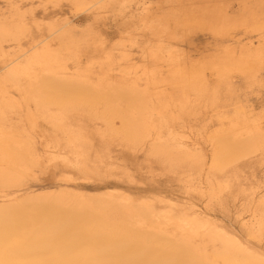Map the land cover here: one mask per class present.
Masks as SVG:
<instances>
[{"label": "rangeland", "instance_id": "1", "mask_svg": "<svg viewBox=\"0 0 264 264\" xmlns=\"http://www.w3.org/2000/svg\"><path fill=\"white\" fill-rule=\"evenodd\" d=\"M238 9H241L242 11ZM193 10L194 12L196 11V14L193 12ZM198 11L201 14L197 13ZM212 11H215V13L217 12L218 14H223L224 20H217V22L219 21L220 23H222V26L224 27L223 29H225V34L222 31L223 29L220 30V32L222 31L221 33H216L215 31H211V33L210 30H207L206 25L212 23L210 19H212L213 21V15L215 16V13H213ZM206 13L207 16H210L209 19L208 17H204L206 16ZM253 13L256 16H254ZM198 14H200L201 16H197ZM228 15L233 17L232 20L235 19L234 21L237 22L236 27H233L232 24L230 27L228 21L231 19V17L228 18ZM146 17L151 21L149 19L147 20ZM153 17L154 19H152ZM225 18H228V21L225 20ZM242 18L244 20H242ZM208 20L210 22H208L207 24ZM226 21L227 23L223 24ZM219 22L216 23L214 20V23L216 24H219ZM243 23L246 25H244ZM3 24H19L24 26L25 30L27 29V31L23 34L18 35L17 38L20 39L18 42L16 40V36L14 35L8 36L3 40V42L0 41V146L3 145L4 141L8 142L10 138V143H5L3 147L1 146L2 151L0 152L2 153H0V155H4L0 157H4L6 155V157H8V153L11 152L9 150H12V153H10L9 155V157L11 158H6L5 161V158L0 159V169L17 172L19 174H23L24 176L23 179L16 185L10 187L0 186V196L5 194L21 195L25 192H38L42 189H51L61 192L72 191L83 195L103 194V196L101 195V197H105L112 193L117 196H123L125 198H129L138 202L144 201L148 202L149 204L159 203L161 204L160 207H164L162 209L158 207L160 210H162H159L161 214L162 212L164 213L168 210V212H171L170 210H172L174 214H177L175 213L176 210L177 212H179L181 211L180 209L185 210V208H189L192 210V212L197 211L196 213L200 212L201 215H205L204 217L206 218L202 216L205 220L210 217L209 220L215 219L214 221L220 222H218V224L224 223V225H227L230 228L235 227L233 228V230L238 231V233H240L239 235L242 234L243 236L241 235V237L243 238V240L249 241L250 243L252 241L251 244H253L257 248L263 246L261 249L264 250V0H0V25ZM227 24H229V26ZM218 26H220V29L221 25H217V27ZM145 27L148 28L146 29ZM217 27L215 26V29ZM163 30H165V34H163ZM166 30H168L169 32L171 30L170 34L172 35L175 33L177 35L175 34L173 35V37H170V35H168L169 32ZM157 33L160 35H158ZM227 33L229 34L227 35ZM216 35L218 40L216 39ZM168 38H170L172 41ZM60 39L63 40L61 41ZM70 39L72 44L70 43ZM59 41H65L63 42L64 45H62L63 43H59ZM66 41H69V43L72 45V49L69 47L71 51L66 50V47H68L67 44L69 45V43H67ZM233 41L235 42L232 44ZM99 42L100 44H98ZM103 42H105L106 44L104 45ZM157 42H159V45L162 48H160L158 44V46H156ZM161 43L163 44V46H161ZM236 43L240 45H234ZM45 44H48V46H46L51 50H55L62 55V57L67 61L66 64H68L66 66L70 69L71 72H75L76 69L79 68L80 69L77 71H80L84 67L87 68V65L88 67L90 66L93 70L92 71L91 68H89V71H92V73L89 72L92 79H97L100 74L101 69H99V66L97 64H100V60L102 58H107L102 54H104L105 52L109 55L111 54L110 58L111 60L113 59L112 62H114L115 65H118L117 67H115V74H117L124 80H134L132 78H137V75H139V78H137L139 79L137 83L141 90L143 87L144 89L146 88V83L144 82L143 75L144 72H146L145 70L147 69V71H154L155 69V76L157 77L161 75L157 78L164 79L165 81L162 80L163 82H167L169 76L168 78L163 77H167V74L170 75V71L174 72L176 68H178V71L176 70V74H181V76L183 75L182 78H185V76L189 77L193 73L191 77H186V79L183 78L184 81L181 79V76L179 80L177 79V77H174L175 73H171V80L169 79L168 84L165 83V85L160 84L161 81L157 79L160 85L156 84V87L150 86L152 92H150V95L147 96L149 99H146H148L147 101L149 104L153 102L151 103V106L155 104V106H159V104L161 105L160 102L164 101V98L168 99V101H166L165 99L167 103L165 101L164 103L167 107L170 104L169 108H166V115L169 120L167 125L170 123V127L168 126L167 128L165 127L164 130L162 129L163 136H161L163 140L166 138L167 140L170 139V141L174 140L176 141L175 143L178 144L185 143L186 146H192L191 148H189L191 151L194 150L196 146L197 150L199 149V147L202 151L204 149V153H202V151L192 152L202 155L204 157V161H207V167L206 165H204V167L206 168L203 169V172L201 174H198L197 172H201L202 170H200L198 167L193 168V166L184 168L186 171H183L184 169L182 168H179L178 170L175 167L173 170V167H169V170L166 165L165 167H163L162 163H160V161H157V158L154 157V160L153 156L151 158V155H149L148 153V145L150 144L152 138L156 136L154 135V132L150 140L146 141L145 143L143 141V144H139L138 147L129 144L127 145L126 141L123 142L122 139L120 140V136H113V134L116 132L115 129L121 127L120 120L116 119L117 121L114 123L116 124L115 126L120 127L117 128L114 125L113 127L111 126L114 130V132L112 133L111 130L109 131L110 128H107V124L100 118L98 119L91 116L90 119V117L86 116L85 114H80L82 112H78V114L76 113L75 115H73L74 120H72L73 118L71 117H68L71 119H68L66 117L68 119H66V122H74L71 124H77V122L79 124L81 122V129L86 133L84 134L86 139L88 136V139L86 141L90 144V146L92 148L95 147L94 149H98V151L101 149V155L102 153L104 156L108 155L106 156L107 158H100L103 160V162L105 161L103 164H105L107 161L109 163L112 162L111 164L114 165L110 167H115V165H118L119 167L116 168L117 170H119L122 169V164L119 163L121 162L124 164V162H126L123 167H125L127 171L124 172L125 169L123 168V171L120 170L118 172H114L113 169L109 170V168H105L107 164H105V167L101 166L103 164H96V161L101 162L102 160L99 161L96 159L93 153L95 152V150L91 151V154L88 153L90 154V156H86L87 159L85 160L84 158L80 159L81 157H78L80 161H84L83 163H85L84 167H81L83 166L81 165L82 162H80L76 158V156L72 155L70 153V150L66 149L65 145L68 141L66 140L65 136H63V132L58 129L59 127L55 126L57 117L56 113L59 110V107L53 105V103L59 99L57 98L58 96L51 92L46 93L45 91H42L44 92V94H46V96L44 97L43 93H40L42 96L38 97L39 92L36 93L38 87L34 88V85L38 86L39 84L40 87H42L43 85L40 84L41 82L37 83L34 80L31 81L34 83V85H32V83H30L27 79H23V82L21 84V79L19 81V78L7 75L6 71H3L6 66L5 63L12 59H15L16 57H20L24 53L23 51H27L32 47H36L37 45L38 49L41 50L44 48L43 45ZM60 45H62V47ZM99 45L102 46V48H100ZM151 45H153L154 47ZM219 45L221 47H217ZM226 45H229L227 46L228 49L231 48L232 50L233 48V50L227 51L225 49ZM249 46L251 48H249ZM234 47L237 48L234 50ZM244 47H246V49ZM257 47H259V49H257ZM223 48L225 50H222ZM166 50L169 52H167ZM184 50L187 53H185ZM222 51L224 52V54ZM100 52L101 54L99 55ZM156 52L159 59H157V61L153 59L154 57L151 56ZM182 52H184L186 56L182 54ZM216 52L218 55V57L216 56L217 59L220 56L224 58L227 52L230 54L233 52V55H231L233 58H236V60L242 58V55L244 56L249 54V56L251 57L248 58L249 60H246L248 64L246 65V70L244 72L242 70H240L242 72H239V70L237 69L233 70L234 72L231 70L233 74L231 72H228L229 75H227L226 73L225 75L228 76L227 78L229 81L227 80V82H225L226 76H224L225 81L223 84L221 83L223 80H220L221 82L218 81V78L221 77L223 79V76L219 77L217 75L218 72H215L216 70L213 69L214 67L210 68L212 67V63L215 64V62H213L215 61V58L213 57L216 55ZM218 52L222 55L220 54L219 56ZM255 52H257V58L252 56L255 55ZM106 53L105 56H108L106 55ZM180 53L182 54V56L184 55V58L186 57V60L182 61L184 58L180 55ZM130 54H132V56L134 55V58L132 56V58L130 56L128 57V55ZM159 54H162L164 57H160ZM205 54L208 55L205 56ZM149 55L151 57H149ZM97 57H99V63L93 65V62H97ZM188 57L192 58L191 60L193 64H195V66L191 64L192 62ZM198 57L199 59H197ZM163 58L165 59V61H163ZM200 58H202L201 61ZM222 58L220 57L219 59L222 60ZM203 59L205 61L207 60L206 62H208V64L204 63L205 61ZM119 60H121L120 63L118 62ZM90 61H93L91 63L93 66H95V68L92 67ZM128 61L130 64L129 66L131 67L132 65L134 69L138 68L140 65L141 66L138 68V70L136 69L137 71L132 67V69H129L130 67L127 66ZM132 61H135L134 64L131 63ZM218 61L216 62V64L220 63ZM210 62L211 64H209ZM175 63L180 67H172ZM199 63L204 68H202ZM207 66L209 70L208 68L206 69ZM192 67H195L196 71L195 68L193 69ZM85 68L82 71H84ZM169 68L172 69L170 70ZM204 69L206 75L201 72L202 74H204L202 79L207 82V84L209 83L211 87H213L210 88V94L212 93V91L214 92V88H217V90L218 88H220L217 87L219 86V84L222 87L223 85L226 86V84L230 82V85L229 83L227 84V86L229 85L230 87L228 86V88L219 89L220 96L216 93L217 91L214 92L215 94H217V97H215V99L219 97L215 100V102L217 100L219 101H217L216 105L214 104L215 102L212 101L213 97L215 96L214 93V96L212 95L213 97H211V101L213 102L212 104L211 101H207V98L203 101L197 100V96H193L195 92L191 91V89L188 88L194 84L193 81L197 80V76L194 77L195 72L197 75V70L198 72H200L204 71ZM191 70L193 72H191ZM185 71L187 74L184 73ZM37 73H41V71H37ZM229 77H231V79H229ZM172 79H177L182 83L181 84L178 81V85H186L182 87V89L185 87L187 88V90L183 89L186 90V92L183 93L181 92L182 90L178 91L181 87H179V89L175 87L177 86V84L172 83ZM192 79L193 81H191ZM170 81L172 84L169 83ZM186 81L188 83L191 81L192 84L190 85L189 83V85H187ZM184 82H186V84H184ZM215 82H217V86L214 85ZM19 88H21V90ZM229 88L230 90L228 91ZM17 89H19L20 91ZM161 90H163L164 92ZM166 90L169 92H167ZM175 90L177 91L176 94L174 92ZM25 91H28L27 93H29V91H32V94L30 93L28 95ZM189 91L194 94L191 93L192 95H190ZM159 92L162 93L161 95H164L165 93H167L168 95L166 96L165 94V97L162 98ZM173 93L177 95V97L181 96V94H183L184 96L182 95L179 99L174 96V98L170 99V97H173ZM33 94L35 96L37 95V97H35ZM178 94L180 95L178 96ZM157 96L158 98H156ZM9 97H11L12 99ZM182 97H184L185 99H182ZM66 98L67 97L63 99ZM189 98L191 101L189 100ZM150 99L151 102H149ZM180 99H182L184 102L186 100H189L185 103L187 105L188 103H190L189 106L191 109H185L186 112H184V110H182L183 112L180 111L177 106L181 107L184 104ZM178 100H180V104ZM43 101L46 102L45 105H43L45 103ZM193 102L195 104L192 105ZM196 104L198 105L196 106ZM189 110H191L190 114ZM169 114H171L172 116H170ZM69 116L72 115L69 114ZM153 118H155L154 120H156V124H158V116H156L155 114ZM114 120L112 119L113 122ZM260 120L261 122H257ZM253 122L260 124V126H262L263 128V136L261 138L262 140L260 139L261 143L256 146H250L248 147V149H242L236 154V156H234L233 161H226L225 163L223 161H219V156L221 157L220 145L222 141V135L226 134L227 131L229 132V130L237 129L238 125H240L242 128L245 126L246 129H249V126H251ZM83 125H87V128ZM71 126H73L71 128H74V125ZM84 128H86V131H88V135ZM111 134L113 137H110ZM116 134L117 133H115V135ZM3 136H5V138ZM9 136H11L12 138ZM11 139L17 144V146H19V148L15 146L16 149L20 150L22 148L24 151L21 150L19 152L17 150V152H19L17 155V152H14L16 151L15 147L13 146V144L15 145V143L11 142ZM238 140L246 141V136H240ZM21 143L23 144L21 145ZM193 143L197 144L194 146V149ZM4 146H6L7 148H4ZM98 146L99 148H96ZM66 150H68L69 152ZM4 151L5 153H7H3ZM65 153L66 155H64ZM21 154L23 155L21 156ZM62 155H64V157L66 158L62 157ZM34 156L36 159H32V157ZM88 157L90 158V161L88 160ZM92 157H94L95 159ZM217 157L218 161L216 162ZM16 158L18 159L16 160ZM68 159H70V161H68ZM7 160H9L10 162ZM71 160H75L73 161L74 163L71 162ZM21 161L23 166L20 163ZM77 161H79V163H77ZM6 162H8L10 165L12 164V167H10L8 163L6 165ZM87 162H94L93 165H96L93 166L91 165V163L89 164L92 167V173H89V165L88 167H86ZM115 162L118 163L116 164ZM19 165L24 167L25 170ZM241 165L244 166L242 167ZM99 166L104 170H100ZM79 167L81 168L79 169ZM87 168L89 169L88 172L86 170ZM192 168L193 171L191 172ZM238 168L239 170L243 171H238ZM95 169L98 173L94 172ZM81 170H85L88 174L83 171L85 173L84 174ZM187 170H189L190 172ZM121 171L122 175L123 173L127 175L124 174V177H122V175L120 176ZM99 172L101 173V175ZM111 189H113V191ZM104 194L107 195L104 196ZM123 202L124 204H126V201ZM171 203L172 205L170 209L168 207H170L169 204ZM157 204L156 206H159ZM174 205H176L178 209L175 210L176 207ZM172 207L174 208V211ZM104 211L105 210H103L102 212L104 213ZM106 211L108 212V214L106 215H100L95 218H84L83 220L71 222V228L73 227V229L69 231L68 228L70 229V224L69 226H66V224H62L63 226H60L64 229L65 226L68 227V232H75L77 231L75 229L79 228V230L82 229V231H84L86 234L90 233L91 235L97 237H99L97 234L101 233L103 234L102 238L106 239L107 243H110V245L118 244L115 243L118 242L116 240V237H118V234L121 232H124L128 235H133L134 233L138 232H157L160 228H164V231L166 229V233L168 231L167 234H169L170 236L172 235V232H175L173 226H169V221L166 222V225L165 221L168 219H164V221L162 219L163 215L161 217L159 216L160 218L158 217L160 221H156L161 222L160 226H162V219L165 225H163V228H159V226L158 228H156V221V224L154 223L155 226L152 224L154 226L153 227L149 223H140V219L138 220L134 218L135 221L133 219H130V222L128 221L131 225L130 226L128 222H119L117 219H115L113 210ZM52 224L55 225L53 221H38V223L36 224H26L22 227L26 231L28 230V232L29 230H31V227H35L34 229L37 228L38 230H54L56 229V227L57 229H63L57 226L58 222L55 226H53ZM244 225H246V227ZM22 227L21 229H23ZM243 227H245L246 229L247 227H250L254 232L253 234L255 235H250ZM25 230H23V232L26 235L28 232L26 233ZM164 231L163 233H165ZM78 233L82 234L81 231ZM59 234L63 235V233L61 232ZM59 234L57 235V237L59 236ZM90 234H83L84 237L82 239H79L80 235L74 238L75 236L73 234H67L68 236L64 237L63 239L59 237V239L62 241H60L58 238H55L57 241H54L53 245L51 244L52 247H49L50 249L47 250L48 252L46 251L49 254L46 257L47 260L50 257L51 260H48V262L46 260L43 264H51V261L52 263L54 262L53 264H68V262L70 264H107V261L111 262V260L114 262L116 260H113L114 258L106 260L107 258L103 259V257L99 256L98 248L105 246L106 243L103 244L105 240L103 241L101 237H99V240L97 239V237L96 239L85 238L86 236H91ZM175 236L174 238H171L173 237L172 235L170 237L171 239L168 237L169 240H166L163 237H156V239L150 240V242L147 243L151 244L154 248H158L160 253L167 252L169 249H171L170 247H172L173 244H177L180 242V236L178 234H176ZM113 239H115L116 241L111 244L113 242ZM66 241L67 243H70L69 246L66 245ZM61 242L63 243L61 244ZM197 243H200L204 245V247H207L210 259H216L215 255H213L212 257V251L214 247L220 248L219 244L214 245L208 240H205L203 243H201V238L195 239L193 241L194 245H196ZM257 244H260V246ZM140 246L145 247L142 244H139V247ZM64 249L67 251L71 249V251L69 250V255L72 253L76 257H73V255L69 256L65 252L64 254L62 252ZM95 253H97V255ZM93 254H95L96 256H94ZM53 255L55 258H57L58 255L61 256L59 257L60 261H58V258L56 260L54 257H52ZM63 255H65V257L67 256L68 258L66 257V259H64L65 257ZM194 256L196 255L194 254ZM69 258L72 261H70ZM177 258L176 260L179 259ZM52 259L58 262L53 261ZM173 259L174 258H172L171 260Z\"/></svg>", "mask_w": 264, "mask_h": 264}, {"label": "bare ground", "instance_id": "2", "mask_svg": "<svg viewBox=\"0 0 264 264\" xmlns=\"http://www.w3.org/2000/svg\"><path fill=\"white\" fill-rule=\"evenodd\" d=\"M78 3H79V1H78ZM223 3H224V1H223ZM228 7H229V5H228ZM238 10H241V9H238ZM215 11H212V12L215 13ZM193 12H194V10H193ZM212 12H210V13H212ZM197 13H200V12L198 11ZM216 13H215V16L213 15V21H212V19H210L212 23L208 24V22H210V21L209 20L207 21L208 25H206L207 26L206 28H207V30H210V32L211 31H215L216 33H218V32H220L221 29L224 28L222 26V23L219 22V21H221V19L224 20V17H223V14H218V13L216 14ZM200 14H198L197 16H201ZM202 15H203V13H202ZM246 15H248V14H246ZM253 15H254V13H253ZM235 16H236V14H235ZM240 16H241V14H240ZM254 16H256V15H254ZM204 17H206V18L208 17V19H209L210 16H207V13H206V16H204ZM230 17L231 16H229L228 18H230ZM228 18H225V20H227ZM148 19L149 18H147V20ZM152 19H154V17ZM232 19H233V17H231V19L229 21L228 20L227 21L229 22L230 27H231V24L233 25V27H236L237 22L234 21L235 19L234 20H232ZM214 20H215L216 23L219 22V24L214 23ZM217 20H219V21L217 22ZM242 20H244V19L242 18ZM227 21L224 22L223 24L227 23ZM153 24H155V23H153ZM214 24H215L216 27H217V25H221V28L219 29L220 26H218L215 29ZM229 24H227V25L229 26ZM246 24H247V22H246ZM246 24H244V25H246ZM156 25H157V23H156ZM159 25H160V23H159ZM241 28H243V27H241ZM224 30L225 29L222 30L223 33L225 32ZM26 31H27V29L25 30V27L22 26V25H19V24H13V25L3 24V25H0V41L3 42V40L6 39L8 36L14 35V36H16V40L18 42L20 40L19 38H17L18 35L23 34ZM166 31H168V30H166ZM164 32H165V30H163V34H165ZM170 32H171V30H170ZM170 32L168 34V35H170V37L171 36L173 37V35L176 34L175 33V34L172 35V34H170ZM151 34H153V33H151ZM228 34L229 33H227V35ZM158 35H160V34H158ZM168 39L171 40L170 38H168ZM216 39L218 40L217 35H216ZM232 40H234V39H232ZM99 41H101V40H99ZM235 41H233L232 44ZM4 42H6V41H4ZM63 42H65V41H63ZM63 42L59 41V43H61V44ZM66 42L69 43V41H66ZM70 43L72 44L71 39H70ZM70 43H69V45L67 44L68 47L65 46L66 50L71 51L72 45ZM103 43H104V45L106 44L105 42H103ZM228 43H229V41H228ZM98 44H100V42ZM157 44L159 45V42L156 43V46H158ZM237 44L238 43H236L234 45H237ZM46 45L48 46V44L43 45L44 48L42 46L43 49H41V50L38 49V47H37L38 45H37L36 47H32L31 49H29L27 51L26 50L23 51L24 53L20 57H16L15 59H12V60L6 62L5 63L6 66H5L3 71H6L7 75H10V76L15 77V78H19V81L21 79V84L23 82V79H27L30 83H32V85H34V83L31 82V81L35 80V82H37V83L41 82L40 84L43 85L42 87H40L39 84H38V86L34 85V88L38 87V89L36 91V93L39 92L38 97L42 96L41 95L42 93H43L44 97L46 96V94H44V92H42V91H45L46 93L47 92H51V93L55 94L56 96H58L57 98H59V99L56 100L53 103V105H56L57 107H59V110L56 113L57 117H56L55 126L59 127L58 129L63 132V136H65L66 140L68 141L67 142L65 140L67 142V144L65 145L66 149L70 150V153L72 155L76 156L77 159H78V157L79 158L81 157L80 159L84 158V160L87 159L86 156H90L91 151H93V150H95V152H93L94 156L99 161L102 160L100 158L104 159V157L108 156V155L104 156L103 153L101 155V153H100L101 149L98 151V149L97 150L94 149L95 147L92 148L90 146V144L86 141L88 139V136H87V139H86V137L84 135L86 133L83 132L82 129H81V125H80L81 122L79 124H78V122H77V124H71V123H74V122L69 123L70 121L66 122V119L68 117H71V118H73L72 120H74V116L73 115H75L76 113L78 114V112H82L80 114H85L86 116L90 117V119H91V116H93L94 118H98V119L100 118L101 120H103L107 124V128L108 129L110 128L109 131L111 130L112 133L114 132L112 127H113V125L114 126L116 125V124H114L117 121L116 119L120 120L121 121V124H120L121 127L118 126V127H120V128H118L117 126H115L118 129H120V130L115 129V131H116L115 133H117V134L115 135V133H114L113 136L114 137H116L117 135L120 136L121 137L120 140L122 139L123 142L126 141L127 145L129 144V145L138 147L139 144H143V141L145 143L146 141L150 140L152 138L153 132H154L155 133L154 135H156V136L152 138V140L150 141L149 145L147 144L149 146L148 147V153H149V155H151V158L153 156L154 160H155V158H157L158 159L157 161L158 162L160 161V163H162L163 167H165V165H166L167 168H169V167L172 168L173 167L172 170L174 169V167L179 170V168L184 169V168H188V167H192L193 166V168L194 167H196V168L198 167L200 170H202L201 172H197L198 174H201L203 172V169H205L207 167V165H206L207 161L206 162L204 161V157L202 155H200V154H195V153L192 152V151H194V152L195 151H202L200 147H199L200 150L199 149L197 150L196 149L197 146L195 147L196 150L194 149V146L197 145V144L193 143V149L194 150L191 151L189 148H191L192 146L191 147H189L188 145L186 146L185 143L184 144H181V143L178 144V143H175L176 141H174V140L170 141V139L167 140L166 138L163 140V138H162V136H163L162 135L163 134L162 133V129L164 130L165 127L167 128L169 126V124H170L169 123L167 125L169 120H168V117L166 115L167 114V109L166 108H169L170 104L169 105L167 104L168 107L166 106V104L164 103L166 98H164L163 102H160L161 105L158 103L159 106H155L156 104L151 106L152 105L151 103H153V102H151V99L149 100V102H151L150 104L147 101L149 99L147 96L150 95L149 94L150 92H152L150 86L156 87V84H158V85H160V84H164L165 85V83L168 84L169 79L171 80V77H172L171 75L174 74V73H175L174 77H177V79L180 80L181 74L180 75L176 74L177 73L176 70L178 71V68H176V69L174 68L175 69L174 72L170 71L172 73V74L170 73V75H168L166 73L167 77H163L162 76L163 78H168V76H169L167 82H163L162 80H164V79H162V78L161 79L157 78V77H159L161 75H159L157 77L155 76V73H156V72H154V71H156L155 69H154V71L153 70L147 71L148 69L145 70L146 72L143 71L144 72V75H143L144 77L143 76L142 77L144 79V82L146 83V88L144 89V87H143L142 90H141L139 88L138 83H137L138 80H139V79H137V78H139V75H137L138 76L137 78L135 77L136 79L132 78L134 80H124V79L120 78L117 74H115V71H116L115 67H117L118 65H115V63L112 62L113 59L111 60V58H110L111 54L109 55L106 52L105 53L108 56H105V53L102 54V55H104V57H107V58H105L106 60L104 58H102L100 60V64H97V63H99V57H97V62L96 63H94L93 61H90V63L93 62V65L97 64L99 66V69H101L99 76L98 77L96 76L97 79H92V77H90V73H92L93 70H92V68L90 66L88 67V65L87 66L85 65L87 68L84 67L85 68L84 71H82L84 68L81 69L80 71H77L80 68L79 69L75 68L77 72L76 71L75 72L74 71L71 72L70 69L66 66L68 63L66 64L67 61L62 57V55L59 54L58 52H56L55 50H51ZM62 45H64V43ZM62 45H60V46L62 47ZM101 45H102V42H101ZM238 45H240V44H238ZM151 46H153V45H151ZM161 46H163L162 43H161ZM227 46H229V45H226L225 49L227 51L228 50L230 51L231 48L228 49ZM159 47H160V45H159ZM217 47H221V46L219 45ZM246 47H247V44H246ZM246 47H244V48L246 49ZM259 47H257V49H259ZM100 48H102V46H100ZM160 48H162V47H160ZM236 48L234 47V50ZM249 48H251V47L249 46ZM19 49H21V48H19ZM225 49L223 48L222 50H225ZM108 50H110V49H108ZM232 50H233V48H232ZM158 51H160V50H158ZM169 51H167V52H169ZM102 52H104V51H102ZM185 53H187V52L185 51ZM185 53L182 52V54H184L186 56ZM239 53H240V51H239ZM256 53L257 52H255V55H252V56L257 58L258 56L256 55ZM100 54H101V52L99 53V55ZM173 54H174V52H173ZM182 54L180 53L181 56H182ZM218 54H219V52H218ZM220 54H219V56H220ZM223 54H224V52H223ZM231 54L233 55V52ZM231 54L227 52V54H225L226 56L224 58H222V56H220L222 58V60H220L219 59L220 57H219L218 58L219 61H218V59L216 58V56L218 57L217 52H216V55L213 57V58H215L214 59L215 61H213V62H215V64H213V63L211 64V62L209 63V64L212 65V67H210V68L214 67L213 69L216 70L215 72H218L217 75L219 77L223 76V79L221 77H220L221 79L218 78L219 79L218 81L223 80L222 82L220 81L223 84H224V81H225L224 80V76H226L225 77V79H226L225 82H227V80H228V78H227L228 77L227 75H229L228 72H231L233 74V72H234L233 70H235V69L239 70V72H242V71L244 72L246 70L245 67L248 64L246 62V60H249L248 58L251 57V56H249V54L248 55H244V56L242 55V58H240L241 57L240 56L239 57L240 59L236 60V58H233ZM157 55L158 54L156 52V53H154L151 56L154 57L153 59H155L157 61V59H158ZM206 55H208V54H205V56ZM258 55H260V54H258ZM129 56L131 57L132 54L128 55V57ZM151 56L149 55V57H151ZM161 56L164 57L162 54L160 55V57ZM190 57H192V56H190ZM210 57H208V58H210ZM112 58H113V54H112ZM142 58H144V57H142ZM185 58L182 61L186 60ZM213 58H211V59H213ZM189 59L191 60L192 58H189ZM197 59H199V57ZM201 59L202 58H200V61H201ZM216 59L220 63L216 64V62H217ZM93 60H95V59H93ZM104 60H105V62H104ZM106 61H108V62H106ZM120 61L121 60H119L118 62L120 63ZM126 61H127V59H126ZM160 61H162V60H160ZM163 61H165V59ZM206 61L204 63L208 64V62H206ZM134 62L132 61L131 63L134 64ZM191 62H192V60H191ZM200 63H202V62H200ZM175 64L172 67L179 66L177 64L175 66ZM191 64L195 66V64H193V62ZM91 65H92V63H91ZM93 65H92V67L95 68V66H93ZM129 65L130 64H129V61H128V65L127 66H129ZM211 65H209V66H211ZM98 66H96V67H98ZM100 66H101V68H100ZM200 66H201V64H200ZM131 67H132V65H131ZM131 67L129 69L133 68V67L132 68ZM89 68H91V70H92L91 72L89 71ZM124 68H126V67H124ZM138 68H136V69L138 70ZM192 68L194 69L195 67H192ZM202 68H204V67H202ZM207 68H208V66L206 67V69ZM220 68H221V70H220ZM136 69H134V70H136ZM143 69H145V68H143ZM163 70H165V69H163ZM183 70H185V69H183ZM183 70H181V71H183ZM208 70H209V68H208ZM240 70H242V71H240ZM37 71L38 72L41 71V73H37ZM195 71H196V68H195ZM191 72H193V71L191 70ZM201 72L206 75L205 69H204V71H200V72H198V70H197V75H196V72H195V76L194 77L197 76V80L193 81V79H192L191 81H193V83L194 84L196 83V84H195V86L193 84L192 85L193 87L192 86L188 87V88L191 89V91L195 92V94L189 91L190 95L194 94L193 96H195V97L197 96V98H198V99L197 98H195V99L201 100V101H203L204 99L206 100V98H207L208 102H210L211 99H212L211 97H213L215 95L213 97V99H212V101L215 102V100L219 98L218 97V98L215 99V97H217V94L220 96L219 89L228 88V86L230 85V82H228L229 83L228 86H227L228 83L227 84L225 83L227 87L225 85H223V84L222 85L225 86V87H223V86L221 87L220 84H219V86H217V84H216L217 82H215L214 85H216L217 87H220V88H218V90H217V88H214L215 89L214 92L217 91L216 92L217 94H215L213 91L210 94V92H211L210 88H213V87H211L209 85V83L207 84V82H205L202 79L204 74H202ZM209 72H211V71H209ZM184 73H186V71ZM226 73H227V75H225ZM192 75H193V73L189 77H191ZM182 76H181V79L183 81H184V79H186V77H188V76L184 75L185 78L183 77L184 78L183 79ZM231 77H229V79H231ZM188 78H187V81H188ZM157 79H159V81H161L160 84H159ZM177 79H174V80L172 79V81H173L172 83H176L177 84L178 81H179ZM15 80H17V79H15ZM191 81L189 82L190 85L192 84ZM207 81H208V79H207ZM186 82H184V84H186ZM169 83L172 84L171 81ZM179 83H181V82L179 81ZM189 83L187 82V85H189ZM181 84H179V85H181ZM179 85L177 84V86H175V87H177L178 89H179V87H181L180 90H178V91L182 90L181 92L185 93L187 88L185 87L183 89H186V90H183L182 87L186 86V85H183V86L182 85L179 86ZM31 87H33V86H31ZM19 89L21 90V88H19ZM19 89H17V90H19ZM190 89H188V90H190ZM176 90L174 91L175 94L177 93ZM211 90H213V89H211ZM229 90H230V88L228 89V91ZM161 91H163V90H161ZM25 92L27 93L28 91H25ZM167 92H169V91H167ZM30 93L32 94V91L31 92L29 91V93H27V94L29 95ZM36 93H34V94H36ZM159 93H160V95L162 94L161 92H159ZM213 93H214V95H213ZM151 94H153V93H151ZM157 94H158V92H157ZM165 94H166V96L168 95L167 93H165ZM165 94L161 95L162 98L165 97ZM175 94L173 93V97H170V99L174 98V96H176V98L179 99L183 95V94H181V96H179L180 94H178L179 97H177V95H175ZM160 95H159V97H160ZM34 96H31V97H34ZM35 97H37V95ZM65 97H67V98L63 99ZM9 98H11V97H9ZM40 98H43V97H40ZM146 98H148V99H146ZM156 98H158V96ZM32 99H36V98H32ZM182 99H185V98L182 97ZM182 99H180V100H182ZM180 100H178V102ZM189 100H190V98H189ZM189 100H186V101L188 102ZM45 101H43V102H45ZM166 101H168V99H166ZM201 101H199V102H201ZM212 101H211V103L213 104ZM217 101L214 103L215 105L217 104ZM46 102L43 105H45ZM182 102L184 104L182 103L183 105L182 106L180 105L181 107H179V106H177V107L179 108L180 111L184 110V112H186V110H188L187 108H190V106H189L190 103H188V105H187L183 100H182ZM180 103L181 102H179V104ZM193 104H195V103L193 102L192 105ZM197 105L198 104H196V106ZM187 106H189V107H187ZM191 107H193V106H191ZM194 107H195V105H194ZM190 111L191 110H189V114H190ZM69 114H71L72 116H69ZM155 114H156V116H158L157 119H159L158 120V122H159L158 124H156L157 122H156V120H154L155 118H153L155 116ZM169 115L172 116L171 114H169ZM71 118H68V119H71ZM171 118H173V117H171ZM112 119L113 120L115 119L114 122L112 121ZM75 120H76V118H75ZM254 122L252 123L251 126H249V129H246L245 126H244L245 129H244V127L242 128L240 125H238L239 128L237 127V129L229 130V132L227 131L226 134L222 135V141H221V145H220L221 157L219 156V161H223L224 163L226 161H228V162L229 161H233L234 156H236V154L239 151H241L242 149H248V147H250V146H256V145H259L261 143L260 139L263 136V128H262V126H260V124H257V123H254ZM257 122H261V120L257 121ZM71 125H74L75 129L71 128V127H73ZM86 126L87 125H85L84 127H86ZM235 127H233V128H235ZM86 128H84L85 131H86ZM86 132H87V135H88V131H86ZM109 133H111V132H109ZM0 134H1V132H0ZM70 134H72V135H70ZM243 135L246 136V141H239L238 138L240 136H243ZM113 136H112V134L110 135V137H113ZM3 137L5 138V136H3ZM9 137H11V136H9ZM11 142L15 143L12 139H11ZM5 143L6 144L10 143V138H9L8 142L4 141L3 145ZM22 144L23 143H21V145ZM3 145H1V146L3 147ZM176 145H178V146H176ZM9 146H10V144H9ZM13 146L15 147V146H17V144L15 143V145L13 144ZM103 146H104V144H103ZM2 147L0 148L1 149L0 151H2ZM5 147L6 146H4V148ZM8 148H10V147H8ZM17 148H19V146H17ZM96 148H99V146L96 147ZM15 149H16V147H15ZM17 150L20 152L23 149L22 148L20 150L16 149V151H14V152H17ZM68 150H66V151H68ZM103 150H104V148H103ZM9 151H11L10 153H12V150H9ZM26 151H27V149H26ZM64 151H65V149H64ZM7 152H8V150H7ZM19 152H17V155H18ZM35 152H36V150H35ZM0 153H2V152H0ZM3 153H5V151ZM10 153H8V154L10 155ZM88 153H90V154H88ZM202 153H204V149H203ZM3 155H0V156H3ZM9 155H8V157H6L7 155L4 156V157H0V159L5 158L4 159V161H5L6 158H8V159L11 158V157H9ZM22 155L23 154H21V156ZM64 155H66V153ZM64 155H62V157H64ZM13 156H15V155H13ZM74 156H72V157H74ZM92 156H93V154H92ZM33 158L36 159L35 156L32 157V159ZM64 158H66V157H64ZM92 158H94V157H92ZM17 159L18 158H16V160ZM80 159H78V160L80 161ZM205 159H206V157H205ZM20 160H21V157H20ZM20 160H18V161H20ZM88 160L90 161V158ZM7 161H9V160H7ZM12 161H13V158H12ZM68 161H70V159H68ZM73 161H75V160H73ZM73 161L71 160V162H73ZM79 161H77V163H79ZM110 161H111V159H110ZM217 161H218V157L216 159V162ZM80 162H82L81 165H83V166H81V165L80 166L84 167V165H85V163H83L84 161H80ZM101 162H97L96 161L95 163L96 164L99 163L101 165L105 161L103 162V160H102ZM7 163L8 162H6V165H7ZM20 163L22 165V161ZM87 163H86V165H87L86 167H88V165L91 162L88 163V164ZM111 163L112 162L109 163L107 161L105 164H107L108 166L106 165V167H105V164H103L101 166H104L106 169L109 168V170L113 169L114 172L115 171L118 172V171L122 170L123 168L125 169V167H123V166L126 164V162H124V164L121 163V162L119 163V164H122V169L118 168L119 170H117V168H116V167H119L118 165L117 166L115 165V167H110V166L114 165V164H111ZM93 164H94V162L91 163V165H93ZM11 165H10V167H12ZM15 165H16V163H15ZM21 165H19V166H21ZM91 165H89V167H88L90 169L89 173H92L91 172L92 171L91 170V168H92ZM167 165H169V166H167ZM204 165H206V167H204ZM14 166H13V168H14ZM22 166H21V168L24 169V167H22ZM93 166H96V165H93ZM81 167H79V169ZM88 168L86 169L87 172L89 171ZM193 168H192L191 172L193 171ZM18 169H19V167H18ZM93 169H94V167H93ZM96 169H95L94 172L98 173L96 171ZM99 169L101 170L102 168L100 167ZM182 169H181V171H182ZM102 170H104V169H102ZM169 170H170V168H169ZM189 170H187V171H189ZM197 170H194V171H197ZM83 171L85 173H87L85 170H83ZM122 171L120 172V176L122 175L121 174ZM125 171H127V170L125 169L124 172ZM183 171H186V170L184 169ZM238 171L242 172L243 170H239V168H238ZM124 174L125 173H123L122 177L127 175V174H125V175ZM235 174H236V172H235ZM100 175H101V173H100ZM23 177H24L23 174H19L17 172H13V171H10V170L0 169V186L10 187V186L16 185L23 179ZM128 178H129V176H128ZM232 178H233V176H232ZM111 190L113 191V189H111ZM36 192L37 191H35V192L34 191H30V192H25V193H23L21 195H14V194H12V195L9 194L8 195V194H5V195L0 196V202H1V204H0V264H43L44 261L47 260V258H46L47 255H49L47 253L48 252L47 250L50 249L49 247H52V245L54 244L53 243L54 241H57L55 238L59 239V237H60V238L63 239L64 237H67L69 234H71V235L73 234L75 237L74 236H72V237L76 238V237H78L80 235L79 239H82L84 237V235L90 234V233L86 234L84 231H82V229L79 230V228L75 229V230H77L78 232L81 231L82 234H79L77 231L68 232L69 230L73 229V227L71 228V222H73V221L76 222L78 220H83L84 218H90V217H94L95 218V217L100 216V215H106V214H108V212L106 210H113V212L115 214V219H117L119 222L127 223L130 219L134 220V218H135V219H138V220L140 219L139 220L140 223L141 222L142 223L144 222L143 224L149 223V224H151V226H153L154 223L156 224V222L158 220L160 221V219H158V217L159 216L161 217L163 215V217H162L163 220L164 219L165 220L168 219L166 221L164 220L165 223L167 221H169L168 222L170 224L169 226H173V228L175 230V232L171 233L173 235V237H171L172 235L170 236L169 234H167L168 231H167V233H166V229L164 231L163 225H165V224H164V221L161 219V221L163 222V225L160 226L161 222H157L156 226L155 225L154 226L156 228H158V226H159V228L162 227L163 229L160 228L159 231H157V232L155 231V232H151V233H148V232H144V233L141 232L140 233V232H138V233H134L133 235H128V234H126L124 232H121V233L118 234V237H116V240L118 242H115V243H118L117 245L113 244L114 241H116L115 239H113V242L111 241L112 242L111 244H113V245H110V243H107L106 239L102 238L103 234L98 233L97 235L99 237H101L103 239V241L105 240L103 242V244L106 243L105 246L98 248L99 249V256L103 257V259L107 258L106 260H108V259L110 260V258L111 259L114 258L113 260L116 259L115 260L116 262L115 261L113 262L111 260V262L107 261V264H171V263H173V264H264V250L261 249L263 246L260 247V248L259 247L257 248L256 246L251 244L252 241L250 243L249 241L243 240V238L241 237L242 234L239 235L240 233H238V231L233 230V228H235V227L230 228L227 225H224L223 222H222L223 224H218L219 221L216 222V221H214L215 219L214 220H211V219L209 220L210 217L205 220L204 219V218H206V217H204L205 215L204 216L201 215L200 212L196 213L197 211L196 212L195 211L192 212V210L189 209V208L188 209L185 208V210L180 209L181 211L177 212L176 209H178V207L176 205H174L176 208L174 206L173 207L175 208V210H176L175 213H177V214H174L172 212V210H170L171 212H168L169 211L168 210L167 212H164V213L162 212V214H161L160 211H162V210H160L159 208L162 209L164 207H160L161 204H159V203L158 204L157 203L149 204L148 202H144V201L143 202L142 201L138 202V201L131 200L129 198H125L123 196H117V195L112 194V193H110L109 195L104 194V196L105 195H107V196L101 197V195L103 196V194H98L97 193L98 195H94V194L93 195H88V194L87 195L86 194L83 195V194H80V193H77V192H72V191H68V192L62 191L61 192V191L51 190V189H42V190H39L37 193ZM123 201H126L125 202L126 204H124ZM157 202H159V201H157ZM167 202H169V201H167ZM156 204L159 205V206H156ZM169 205H170V207H168V208L171 209L172 203L169 204ZM173 207H172V209L174 211ZM103 210H105L104 213L102 212ZM38 221H53V223L55 225L58 222L57 226H59L60 228H63V227L60 226L62 224H66V226L67 225L69 226V224H70V226H69L70 229L68 227H66V226H65V229L64 228L63 229H57V227H56V229H54V230L53 229L52 230H50V229L47 230L46 228H45L46 230H38L37 228L34 229L35 227L34 228L31 227V230H29V232H28V230L26 231L22 227V226H24L26 224H31V223L32 224H36V223H38ZM125 223H124V225H125ZM55 225H53V226H55ZM129 225H130V223H129ZM166 225H167V223H166ZM145 226H147V225H145ZM169 226H167V227H169ZM244 226L246 227V225H244ZM21 227L23 229H21ZM153 227H151V228H153ZM245 227H243V228H245ZM67 228H68V231H67ZM23 230H25L26 233L27 232L28 233L25 235ZM155 230H158V229H155ZM160 231H162V232H160ZM163 231L166 233V235H165V233H163ZM246 231L250 235H255V234H253L254 232H253V230L250 227H247ZM60 232L63 233V235H60L59 234ZM58 234H59V236L57 237ZM176 234H178L180 236V242L177 243V244H173V246L170 247L171 249H169L167 252H161L160 253L158 248H156V247L154 248V247H152L151 244L147 243V242H150V240L156 239V237H160V238L163 237L164 239L169 240L168 237L169 238L170 237L174 238V236ZM167 235H169V236H167ZM92 236L95 237V238H93ZM96 237L97 236L91 235V236H88V237L86 236L85 238L96 239ZM99 237H97L98 240H99ZM199 238H201V243H203L205 240H208L209 242L213 243L214 245L215 244H219L220 245V248H215V247L213 248L212 257H213V255H215V257H216L215 260L210 259L209 255H208V249H207L206 246L204 247V245H202L200 243H197L196 245L193 244V241L195 239H199ZM69 239H70V237H69ZM110 240H112V239H110ZM110 240H108V241H110ZM249 240H251V239H249ZM60 241H62V240H60ZM63 242H61V244ZM66 243H67V241H66ZM99 243H101V242H99ZM103 244H101V245H103ZM139 244H142L145 247H141V246L139 247ZM66 245L69 246L70 243L68 242ZM257 245L260 246V244H257ZM69 250L71 251V249H69ZM66 251L67 250L64 249L62 252L63 253L65 252L67 255H69L70 251L69 252L67 251L68 253ZM60 253H61V251H60ZM97 253H95V254L97 255ZM95 254H93V255L96 256ZM194 254L196 256H194ZM50 255H51V253H50ZM70 255H73V254L71 253ZM93 255H91V256H93ZM63 256L65 257V255H63ZM192 256H194L195 258L192 257ZM52 257H54V255ZM59 257H61V256L58 255V257H57L58 261H60ZM66 257L64 259H66ZM73 257H76V256L73 255ZM170 257H172L174 259L171 260L172 258H170ZM50 258L48 259L49 261L51 260ZM57 258H55V259L57 260ZM71 258H72V256H71ZM176 258L178 260H176ZM103 259H101V260H103ZM48 260H47V262H48ZM56 260H53V261H56ZM69 260L72 261L70 258H69ZM58 261H56V262H58ZM47 262H45V263H47ZM53 263L51 261V264H53ZM57 264H59V263H57ZM68 264H70V263L68 262Z\"/></svg>", "mask_w": 264, "mask_h": 264}]
</instances>
